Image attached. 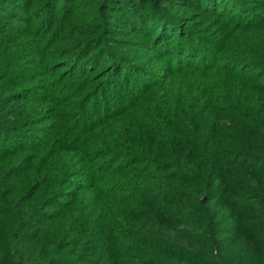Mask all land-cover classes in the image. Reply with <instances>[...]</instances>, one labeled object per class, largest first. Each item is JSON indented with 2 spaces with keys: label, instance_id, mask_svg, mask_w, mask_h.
<instances>
[{
  "label": "trees",
  "instance_id": "16d2710c",
  "mask_svg": "<svg viewBox=\"0 0 264 264\" xmlns=\"http://www.w3.org/2000/svg\"><path fill=\"white\" fill-rule=\"evenodd\" d=\"M0 264H264V0H0Z\"/></svg>",
  "mask_w": 264,
  "mask_h": 264
},
{
  "label": "rangeland",
  "instance_id": "374dc122",
  "mask_svg": "<svg viewBox=\"0 0 264 264\" xmlns=\"http://www.w3.org/2000/svg\"><path fill=\"white\" fill-rule=\"evenodd\" d=\"M249 5H252V7H254L253 6V4L251 3V4H249ZM260 5H258V6H255L254 8H253V11H258L260 8ZM183 13V12H182ZM218 18V17H217ZM217 21V20H216ZM216 21H214L213 23H215ZM198 22V21H197ZM198 23H200V22H198ZM212 25H214V24H212ZM219 63H221V64H224V62H222V60L219 62Z\"/></svg>",
  "mask_w": 264,
  "mask_h": 264
}]
</instances>
